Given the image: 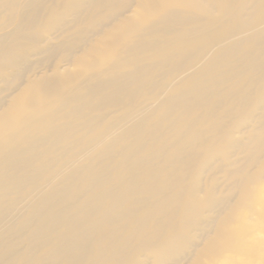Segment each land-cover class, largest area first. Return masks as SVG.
<instances>
[{"label": "bare ground", "instance_id": "bare-ground-1", "mask_svg": "<svg viewBox=\"0 0 264 264\" xmlns=\"http://www.w3.org/2000/svg\"><path fill=\"white\" fill-rule=\"evenodd\" d=\"M134 1L0 0V97L73 65L0 106V264H264V0Z\"/></svg>", "mask_w": 264, "mask_h": 264}, {"label": "rangeland", "instance_id": "rangeland-1", "mask_svg": "<svg viewBox=\"0 0 264 264\" xmlns=\"http://www.w3.org/2000/svg\"><path fill=\"white\" fill-rule=\"evenodd\" d=\"M137 6V0L134 1V3L129 7V10L125 13L126 15H130L133 13L134 9ZM23 15L21 13H18L16 15V18L12 25L7 27L5 30L0 31V35L9 33L13 31L17 25L20 22V19ZM58 36V35H57ZM58 39H53V41H57ZM47 44V43H44ZM39 61V62H38ZM52 61V62H51ZM73 65L71 63V60H61V57L58 54H55L53 57H50L49 59L45 60L44 54H37L33 55L30 58L29 65L27 66L26 70H24L21 80L19 81V85L13 87L10 90L5 91V93L2 94L0 97V106H6L11 101L12 97L22 88L24 87L28 81L31 78H40L43 76L50 75L54 72V70L57 67L64 68H71ZM32 67V68H31ZM0 86L2 87L3 84L1 83ZM19 86V87H18ZM9 92V93H8ZM241 109L239 108L237 112H233V116H231V120L235 121L237 120V115L240 113ZM241 129V126L237 129V132ZM237 136H243V133H236ZM245 153H238L236 156H234V159L237 161H241L244 163ZM221 176V175H220ZM227 186V184L224 185V187ZM179 264H188L187 258L182 259V261Z\"/></svg>", "mask_w": 264, "mask_h": 264}]
</instances>
